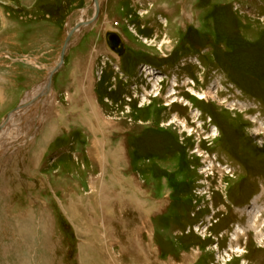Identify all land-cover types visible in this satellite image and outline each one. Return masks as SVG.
I'll return each instance as SVG.
<instances>
[{
  "label": "rangeland",
  "instance_id": "1",
  "mask_svg": "<svg viewBox=\"0 0 264 264\" xmlns=\"http://www.w3.org/2000/svg\"><path fill=\"white\" fill-rule=\"evenodd\" d=\"M99 2L1 130L0 264H264V0ZM94 14L0 2V125Z\"/></svg>",
  "mask_w": 264,
  "mask_h": 264
},
{
  "label": "water",
  "instance_id": "2",
  "mask_svg": "<svg viewBox=\"0 0 264 264\" xmlns=\"http://www.w3.org/2000/svg\"><path fill=\"white\" fill-rule=\"evenodd\" d=\"M3 0H0V2ZM94 6H95V14L94 16L87 20V21H80L78 24H76L67 34L64 45L62 47L61 53H60V57L58 62L54 65L53 68L50 69V71L48 72L47 77L45 78L44 82L40 85H38L39 87H41V91H39V93L34 96L31 99H26V97L19 103V105L14 108L11 112H9L6 117L4 118V120L2 121L1 125H0V132L1 130H3V128L5 127V125L7 124V122L9 121V119L12 117V115L14 113H17L18 111H22L26 108H34L37 107L38 108V102L39 99L41 98V96L43 95V93L48 92L49 89H52L53 86V77L55 75V73H57L62 66L64 65L65 62V56L66 53L68 51V49L70 48L71 45V41L72 38L75 34L76 31H78L80 28L93 23V21L98 17L99 12H100V2L99 0H92ZM106 39H107V43L109 45V47L118 55L123 54L124 50H125V44L124 41L121 37V35L118 32L115 31H107L106 34ZM33 91V89L31 91H29L30 93ZM28 95V94H27Z\"/></svg>",
  "mask_w": 264,
  "mask_h": 264
},
{
  "label": "bare ground",
  "instance_id": "3",
  "mask_svg": "<svg viewBox=\"0 0 264 264\" xmlns=\"http://www.w3.org/2000/svg\"><path fill=\"white\" fill-rule=\"evenodd\" d=\"M3 1H5V3H10V2H14V0H3ZM113 51V50H112ZM143 70V69H142ZM148 70V69H147ZM149 74H152V72H149ZM148 74V75H149ZM149 76H151V75H149ZM159 77H153V78H151V79H149L150 81H156L157 79H158ZM156 85V84H155ZM39 88H41V87H36V88H34L33 89V91L30 93V92H28V95H27V97H26V99H29L32 95H34L38 90H39ZM49 91V90H48ZM175 91V90H174ZM155 94V93H154ZM198 94V93H197ZM149 95H151V94H149ZM200 97H205V95L204 94H200L199 95ZM142 100H144V99H142ZM21 111H18L17 113H14L13 115H12V117L9 119V121L7 122V125H9L10 123H11V120H12V118H13V120L14 119H16V116L17 115H19V113H20ZM10 126H11V124H10ZM0 135L2 136V133L0 132ZM0 139H1V137H0ZM205 172V171H204ZM254 210V209H253ZM256 215V214H255ZM257 215H259V214H257ZM27 220V219H26ZM252 220V219H251ZM250 220V221H251ZM253 222H254V220H253ZM41 223V222H40ZM32 224V223H31ZM249 224H250V222H249ZM46 225V224H45ZM28 226V225H27ZM29 226H30V224H29ZM106 226V225H105ZM252 226V225H251ZM232 260V259H231Z\"/></svg>",
  "mask_w": 264,
  "mask_h": 264
},
{
  "label": "trees",
  "instance_id": "4",
  "mask_svg": "<svg viewBox=\"0 0 264 264\" xmlns=\"http://www.w3.org/2000/svg\"><path fill=\"white\" fill-rule=\"evenodd\" d=\"M231 261V260H230Z\"/></svg>",
  "mask_w": 264,
  "mask_h": 264
}]
</instances>
